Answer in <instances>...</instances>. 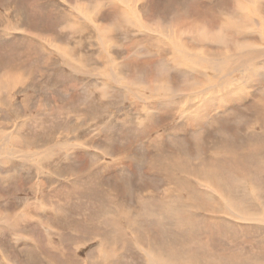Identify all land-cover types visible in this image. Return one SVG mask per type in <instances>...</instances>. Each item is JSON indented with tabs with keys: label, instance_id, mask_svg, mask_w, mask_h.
Wrapping results in <instances>:
<instances>
[{
	"label": "rangeland",
	"instance_id": "rangeland-1",
	"mask_svg": "<svg viewBox=\"0 0 264 264\" xmlns=\"http://www.w3.org/2000/svg\"><path fill=\"white\" fill-rule=\"evenodd\" d=\"M126 1L0 0V128L10 139L16 136L27 142L21 145L29 151L59 142L73 147L69 154L64 147L62 154H50L52 162L29 158L10 163L13 146L0 141V174L12 178L7 183L0 180V264H103L98 252L105 240L101 232L116 228L128 237L112 241L107 233L109 246L103 252L112 256L113 264L117 260L115 264H147L143 257L164 239L177 255L198 264H264V225L234 216L229 220L224 212L206 213L232 224L218 226L213 234L189 225L178 230L170 222L149 217L137 227L142 229L138 235L122 219L140 207L141 198L161 195L163 175L178 170L173 169L176 165L149 168L142 159L156 149H182L175 152L176 159L196 164L209 161L214 152L229 153L231 145L226 142L233 143L235 151L245 132L260 133L253 116L257 102L252 103L250 95L238 104L226 102L201 110L194 106L204 108L198 100L183 106L163 104L164 99L154 98L150 91L152 84L164 82L180 93L192 91L182 87L175 73L177 67H186L176 43L185 52L213 53L216 44L197 45L188 28L198 25L218 33L220 28L215 22L216 27L211 26V19L220 13L224 18L234 14L236 0ZM243 6L250 18L264 20V0H244ZM121 10L129 13V22L116 21ZM167 30H175L171 40L163 34ZM245 32L250 33L246 40L233 41L249 45L259 30L247 27ZM224 34L230 36L229 31ZM111 70L118 81L109 77ZM243 88L241 92L247 94L255 90ZM156 99L161 107L181 106L184 113L202 114L182 119L175 110H153ZM226 108H233V113L211 126L206 115L224 117ZM95 112L100 115L94 117ZM186 120L205 133L191 140ZM223 135L227 137L220 139ZM221 143L224 150L219 149ZM221 159L230 171L233 160L217 156L216 167ZM176 175L183 178L178 171ZM242 185L249 195L231 192L228 186L222 189L233 204L253 213L261 209L264 178ZM220 192L210 193L228 203ZM252 198L257 205L251 204ZM108 216L120 220L119 225L105 229L102 222ZM155 230L162 238H153Z\"/></svg>",
	"mask_w": 264,
	"mask_h": 264
},
{
	"label": "bare ground",
	"instance_id": "bare-ground-1",
	"mask_svg": "<svg viewBox=\"0 0 264 264\" xmlns=\"http://www.w3.org/2000/svg\"><path fill=\"white\" fill-rule=\"evenodd\" d=\"M122 1L127 2L126 0ZM243 1L244 0L235 1V3L237 4V8L233 11L234 14L224 18L220 13L217 14L219 16L215 15L214 18L211 19V26H217L220 28V31L216 34L209 33L207 32L206 28H202L198 25L189 26L188 31L191 34L196 35L195 43L197 45L204 42L216 44V49L213 53H206L205 51L197 52V49H194V52H185L184 50H181V48H179V43H176L178 50L181 52V59L185 61L186 67H184V65H181V67H177V69H175V73L180 75L179 79L183 81L182 87L189 88L192 91L180 93L178 89L173 88L171 85L165 82L164 84L158 85L152 84L150 86V91L152 92V94H155V96L153 95L154 98H157V96L163 98V104L164 102H167L183 106V104L191 105L192 99H195L196 101L198 100L197 102L202 103L204 108L201 107V104H194V106L199 107V109L201 110H206L208 107L215 104H226V102H237L238 104V101H245V99H247L250 95L251 102H257L256 105L253 106L254 108H256L254 110L253 116L258 121V124L260 126V128L258 127L260 133L250 132L246 134L245 132L242 135V143L239 144L240 146L235 151L233 150V143L226 142V145H231L230 147L227 146L229 153L219 154L217 152L218 154L214 155V152L212 155L209 154L210 159L206 162L195 164L188 161L177 160L175 157V152L178 150H182L179 148H171L169 150H164V148L156 149L155 154H150L148 155V158L142 159L151 169L157 166L176 165V167H174L173 169L176 170L178 168V170L172 173H165V175H163L164 179L162 178V183L164 184H161V186H159V189H163L162 194L160 192L161 195L141 198V200L139 201L140 207L135 208L132 211L130 210V212H128V215L122 217V219L126 221L127 225L138 235H140L142 231V229H140L142 227V224H145V220L149 217L163 219L158 220V222H163L164 224H168L170 222L178 230H182L184 229L185 225H189L188 227L197 228L199 232L200 230H204L210 231L212 234L218 232V226H222L224 223H227L228 225L232 224L226 222L227 220L225 221V219L219 220L208 218L206 213L220 214L221 212H224L223 215H227L228 219L237 217L242 220H247L251 222V224L264 225V206H260L261 209H258L254 213L247 211L245 210V208L233 204L232 198L230 199L228 197L229 194L227 195V193L222 189V187L228 186L230 187L228 190H230L231 192L234 189L243 192L245 196H247L249 195V193L243 187L242 183H257L258 178H264V45H260V43H264V20L257 21V19L250 18V15L244 9ZM34 5L35 4H33V6ZM130 7L128 8L131 9ZM133 8L134 7H132V9ZM121 12L122 14L117 17L116 21L118 22L126 20L129 22V13L122 10ZM247 27L259 30V32L257 33L258 36L251 38H255L256 40L249 45H240L237 41H233L238 39L246 40V36L250 35L249 32H245ZM167 31L168 32L163 34L168 35L170 40L171 37L174 38V35L176 34L173 31L175 30H173L172 32H170L169 30ZM226 31L230 32V36L228 38L224 34V32ZM174 42L175 40L173 41V43ZM194 62L197 65H195ZM201 71H204V73H201ZM111 72L113 73V70H111ZM195 72L196 74L194 76ZM108 75L110 78H114L116 81H118V79L114 76L115 73ZM205 84H207L205 90L201 92L197 91V88H202L205 86ZM244 85L245 87L255 88L254 92L252 94L241 92V88H243ZM139 96L141 97V95ZM141 98L146 99L143 97ZM150 99H152V97ZM201 100L203 101L200 102ZM158 102L156 99L155 104L152 108L153 110H175L180 113L182 119H184L186 115H188L189 118H193L196 115L202 114V111H197L196 113H184L181 106L161 107ZM157 107H159V109H156ZM227 111H229V108H226L225 112ZM232 113L233 108L230 109V111L224 117H220L221 115L218 113H213L212 119L210 118V115L207 114L206 120L211 121V126H213L221 123L222 120H226L223 118L229 116ZM99 115L100 113L95 112L93 116L97 117ZM149 117L150 116L148 115V118ZM192 120H186L185 123H189L190 126L187 130L192 131L190 139H199V136L203 135L205 133V130L202 127L193 129V126L190 124V121ZM240 122L242 121L240 120ZM247 127L248 125L245 126V128ZM251 127L253 126L251 125ZM239 136H241V133L238 135V137ZM226 137L227 135H223L220 137V139H224ZM0 141L2 143H9L10 141L9 145L13 146V148H11L12 157L9 161L10 163L14 162V160L25 163V161L29 158H40V160L43 162L46 158L47 160L51 161L50 154H54L56 152L62 154L61 149L63 147L66 149V154H69L70 152L68 151L73 148L72 145L59 142L57 144H48L49 147L45 149L29 151L28 149H25L23 145H21L22 143L27 142L21 141L16 136L10 139V135L5 134L1 128ZM226 145L224 143H221L219 149L224 150V147H226ZM185 148L188 147L185 146ZM195 149L197 148L195 147ZM125 152L129 154V151ZM125 152L120 154H124ZM137 152L139 151L137 150ZM220 155H225L226 157L233 160V168L230 171H228V165L225 164L223 159L219 161L218 167L215 166V158ZM250 162L252 163V165L250 164ZM56 165L57 168H59L60 162H57ZM21 167H24V165L21 164ZM37 168L41 169L40 167ZM177 171L183 174V178H180L176 175ZM0 175V180L5 179L2 174ZM11 179L12 178H8L3 181L7 183ZM211 191L224 192L227 196L228 203L225 201H221L223 199H221L219 202V198L215 199L212 193H210ZM254 192L256 193L255 196L258 197L256 189L254 190ZM250 202L251 204L256 203L253 198L250 200ZM259 210H261V212ZM197 211H203L204 215L199 216V212ZM119 222L120 220L108 216L105 220H103L102 225L104 228L113 226L117 227L119 225ZM160 225L161 223L159 224V226ZM106 231L104 230L103 232H101V235L105 240L100 243L101 251L98 250V252L103 264H113L110 262L112 256L107 252L106 254L103 252V249L109 246V243L106 242L108 239V234L112 237V241H118L122 237L126 238L128 236L121 233V230L119 228H116L115 231L107 229ZM148 231L151 232V229ZM155 234L156 236H153V238H156V240L162 238V236L158 233V230H155ZM149 251L143 257V259L145 258L147 264H198L197 261L188 259V256L186 257V259H184L183 257L177 255V253L173 251L172 244L166 242L165 239L159 246L155 245L154 252ZM113 261H115V259ZM117 262H119V260H117L115 263Z\"/></svg>",
	"mask_w": 264,
	"mask_h": 264
}]
</instances>
